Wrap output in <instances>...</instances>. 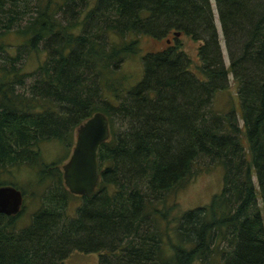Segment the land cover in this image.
Instances as JSON below:
<instances>
[{
    "label": "trees",
    "instance_id": "obj_1",
    "mask_svg": "<svg viewBox=\"0 0 264 264\" xmlns=\"http://www.w3.org/2000/svg\"><path fill=\"white\" fill-rule=\"evenodd\" d=\"M142 34L167 43L127 86ZM181 35L200 42L195 71ZM230 71L240 118L213 105ZM96 111L110 121L100 181L75 194L39 145L70 147ZM216 164L220 192L178 212L171 192ZM22 165L45 187L27 222L26 201L0 213V264H65L75 250L99 252V264H264V0H0V173Z\"/></svg>",
    "mask_w": 264,
    "mask_h": 264
},
{
    "label": "rangeland",
    "instance_id": "obj_2",
    "mask_svg": "<svg viewBox=\"0 0 264 264\" xmlns=\"http://www.w3.org/2000/svg\"><path fill=\"white\" fill-rule=\"evenodd\" d=\"M216 22L218 25V29L220 32L221 43L223 47L224 57L226 64H230V58L228 49L225 44V39L221 27V20L219 14L217 12V8L215 7V1L213 2ZM168 36L161 37L158 39L152 35L142 34L140 35V45L141 51L139 54L130 56L123 64V70L129 75L128 80L126 81V85H133L137 83L141 77L143 72V61L142 55L146 51L150 50H158L163 47L167 42ZM182 41L184 42V48L188 52V54L193 59V64L191 65V69H196V63L199 62V54H198V45L199 41L192 38L190 35H181ZM11 41L17 42L19 38L22 39V36L13 35ZM43 56V54L41 53ZM38 63L37 58L33 55L28 62V68H34ZM194 68V69H193ZM195 71V70H194ZM121 74V73H120ZM229 82L230 86L225 89H220L216 92L213 105L214 108L219 111H228L230 109H234L237 111L239 118L242 116L241 110V101L238 93V81L235 79L233 72L229 73ZM239 104V107H236ZM217 107V108H216ZM229 108V109H228ZM226 109V110H225ZM76 135V133H75ZM75 143V138L72 145L69 147L64 142L59 140H49L41 143L39 145L43 158L47 162H52L57 160L59 165L62 164L69 158L72 148ZM37 176L36 171L33 168H30L28 165H22L20 167H12L11 171H5L4 173H0V179L2 178L1 183L4 184H15L22 190H26V196L24 201H26V206L23 210V215H21V222H27L29 220L30 214L37 207L38 201L34 199L33 192L34 190L42 191L45 185L34 186L35 177ZM223 176H224V168L220 164H216L210 170L201 171L185 183H183L179 188L175 191L171 192V196L169 197V203L175 201L177 203V211H185L190 208L204 205L208 203L214 194L220 192L223 186ZM82 201L81 196H75L71 199V210L76 207L78 203ZM170 222L168 224V220L160 219V224L163 228L168 224L169 229L173 230L174 226L177 224V220L174 218L173 213L169 215ZM173 228V229H172ZM100 253L99 252H84L80 250L73 251L68 257L64 259L65 264H99ZM195 264H200L197 261Z\"/></svg>",
    "mask_w": 264,
    "mask_h": 264
},
{
    "label": "water",
    "instance_id": "obj_3",
    "mask_svg": "<svg viewBox=\"0 0 264 264\" xmlns=\"http://www.w3.org/2000/svg\"><path fill=\"white\" fill-rule=\"evenodd\" d=\"M110 136V121L96 111L76 129L69 158L62 164L65 184L75 194H92L100 181L99 148ZM24 204V192L14 184H0V213L16 214Z\"/></svg>",
    "mask_w": 264,
    "mask_h": 264
},
{
    "label": "flooded vegetation",
    "instance_id": "obj_4",
    "mask_svg": "<svg viewBox=\"0 0 264 264\" xmlns=\"http://www.w3.org/2000/svg\"><path fill=\"white\" fill-rule=\"evenodd\" d=\"M76 138V137H75Z\"/></svg>",
    "mask_w": 264,
    "mask_h": 264
}]
</instances>
